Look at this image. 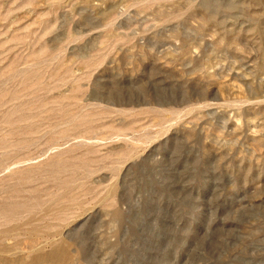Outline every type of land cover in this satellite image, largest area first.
<instances>
[{"label":"rangeland","instance_id":"rangeland-1","mask_svg":"<svg viewBox=\"0 0 264 264\" xmlns=\"http://www.w3.org/2000/svg\"><path fill=\"white\" fill-rule=\"evenodd\" d=\"M0 264H264V0H0Z\"/></svg>","mask_w":264,"mask_h":264},{"label":"bare ground","instance_id":"bare-ground-1","mask_svg":"<svg viewBox=\"0 0 264 264\" xmlns=\"http://www.w3.org/2000/svg\"><path fill=\"white\" fill-rule=\"evenodd\" d=\"M60 247H58L57 249H59ZM61 250H62V247L60 248ZM59 249V250H60ZM56 250V249H55ZM58 252H60V251H58ZM54 253H57V251L56 252H54ZM61 253V252H60ZM58 255H59V253H58ZM40 256H42L41 254H40ZM45 256V255H44ZM58 257V256H57ZM57 259H59V258H57ZM47 260V259H46Z\"/></svg>","mask_w":264,"mask_h":264}]
</instances>
